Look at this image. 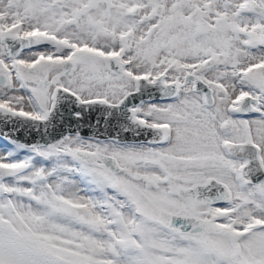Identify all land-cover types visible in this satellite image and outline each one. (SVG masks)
Segmentation results:
<instances>
[{"label": "snow or ice", "instance_id": "snow-or-ice-1", "mask_svg": "<svg viewBox=\"0 0 264 264\" xmlns=\"http://www.w3.org/2000/svg\"><path fill=\"white\" fill-rule=\"evenodd\" d=\"M0 138V264H264V0H0Z\"/></svg>", "mask_w": 264, "mask_h": 264}, {"label": "water", "instance_id": "water-1", "mask_svg": "<svg viewBox=\"0 0 264 264\" xmlns=\"http://www.w3.org/2000/svg\"><path fill=\"white\" fill-rule=\"evenodd\" d=\"M19 138L24 142H32V137L28 136L26 133L21 132Z\"/></svg>", "mask_w": 264, "mask_h": 264}, {"label": "rangeland", "instance_id": "rangeland-1", "mask_svg": "<svg viewBox=\"0 0 264 264\" xmlns=\"http://www.w3.org/2000/svg\"><path fill=\"white\" fill-rule=\"evenodd\" d=\"M5 143L6 142L2 138H0V149L3 148V146L5 145Z\"/></svg>", "mask_w": 264, "mask_h": 264}]
</instances>
